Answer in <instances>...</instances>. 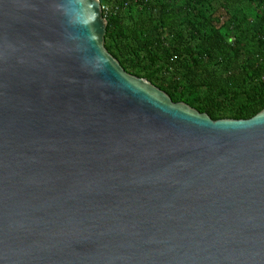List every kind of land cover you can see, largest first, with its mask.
<instances>
[{"label": "water", "instance_id": "water-1", "mask_svg": "<svg viewBox=\"0 0 264 264\" xmlns=\"http://www.w3.org/2000/svg\"><path fill=\"white\" fill-rule=\"evenodd\" d=\"M106 26L100 0H0V264H264V109L172 101Z\"/></svg>", "mask_w": 264, "mask_h": 264}, {"label": "trees", "instance_id": "trees-1", "mask_svg": "<svg viewBox=\"0 0 264 264\" xmlns=\"http://www.w3.org/2000/svg\"><path fill=\"white\" fill-rule=\"evenodd\" d=\"M125 71L212 119L264 109V0H100Z\"/></svg>", "mask_w": 264, "mask_h": 264}, {"label": "built area", "instance_id": "built-area-1", "mask_svg": "<svg viewBox=\"0 0 264 264\" xmlns=\"http://www.w3.org/2000/svg\"><path fill=\"white\" fill-rule=\"evenodd\" d=\"M107 10L108 9V7H106L105 5L104 6H102V10Z\"/></svg>", "mask_w": 264, "mask_h": 264}, {"label": "rangeland", "instance_id": "rangeland-1", "mask_svg": "<svg viewBox=\"0 0 264 264\" xmlns=\"http://www.w3.org/2000/svg\"><path fill=\"white\" fill-rule=\"evenodd\" d=\"M105 6H106V4H105ZM107 7V6H106Z\"/></svg>", "mask_w": 264, "mask_h": 264}]
</instances>
